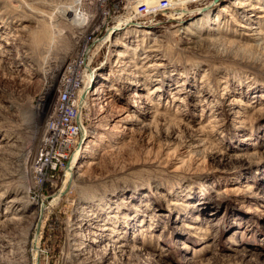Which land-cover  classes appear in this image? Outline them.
<instances>
[{
	"label": "rangeland",
	"instance_id": "1",
	"mask_svg": "<svg viewBox=\"0 0 264 264\" xmlns=\"http://www.w3.org/2000/svg\"><path fill=\"white\" fill-rule=\"evenodd\" d=\"M103 1L0 0V264H264V0ZM71 5L119 17L74 175L40 189L37 107L77 51Z\"/></svg>",
	"mask_w": 264,
	"mask_h": 264
},
{
	"label": "built area",
	"instance_id": "2",
	"mask_svg": "<svg viewBox=\"0 0 264 264\" xmlns=\"http://www.w3.org/2000/svg\"><path fill=\"white\" fill-rule=\"evenodd\" d=\"M119 3L115 4L117 12L120 8ZM127 6L128 3L123 5L124 12L120 14L124 18H128L125 16ZM115 7L110 6V8L102 11L103 19L107 16V23L96 31H100L102 34L83 35V39L77 40L75 55L66 61L54 83L47 84L43 95L39 98L37 108L45 120L43 134L35 150L31 168L35 175L34 186H38L40 189L46 181H50L51 184L55 181L57 186L64 177L66 179L68 163L77 151L85 127L82 120H84L83 110L86 107V101L81 106L78 97L82 87L88 82L89 70L87 65L93 66L95 59L101 53L97 52L98 49L95 50V48L101 38L106 36L108 30L113 27L112 24L110 26L108 24L119 17L112 15ZM168 11L171 12L170 9ZM145 12L144 19H138L144 23L157 15L149 9H146ZM129 23L127 22L123 26ZM107 45L109 42L101 46Z\"/></svg>",
	"mask_w": 264,
	"mask_h": 264
},
{
	"label": "bare ground",
	"instance_id": "3",
	"mask_svg": "<svg viewBox=\"0 0 264 264\" xmlns=\"http://www.w3.org/2000/svg\"><path fill=\"white\" fill-rule=\"evenodd\" d=\"M105 3V0L103 1ZM92 7V6H91ZM90 14L89 17L87 16V13H84L82 12V7L79 5L77 6V9L74 7V5H71L70 8L64 10V14L65 16H67V18H69L71 21L73 22H76L78 23L80 26H79V32H78V39L81 40L83 39V35H90L91 33H93L94 31L98 30V28H102V25L106 22V17L103 19V23L100 27H98V22L100 21L101 19V13H103L102 11H104V5H100L99 7H95L96 10H93L92 8H90ZM103 15V14H102ZM100 17V18H99ZM130 22L131 23V19H123L122 22L127 23V22ZM129 25V24H128ZM127 26V25H125ZM147 33H149V29L146 30ZM112 32L109 33L108 37L107 38H112V36L114 34H112ZM111 36V37H110ZM101 41V40H100ZM99 41V43H100ZM101 46V45H100ZM99 47V46H98ZM121 54V52H119ZM87 68H88V72H89V76L92 75V72L94 71V69L91 68V66L88 64L87 65ZM88 76V82L86 83V85L84 87H82L83 89L81 90V93L78 97V99L80 98V103H81V106L82 104L85 103V98H87V93H88V84H89V81H90V78ZM92 77V76H91ZM102 91V88L101 87H96L95 91L92 93L93 95H100V92ZM84 95V97H83ZM143 97V96H142ZM142 107V106H141ZM145 106L143 105L142 108H144ZM81 122V121H80ZM82 123H83V120H82ZM83 133H84V129H83V132L81 134V137H83ZM80 145V144H79ZM78 150V148H77ZM76 154H77V151H76ZM75 154V156H76ZM74 156V157H75ZM74 157L71 159V162H70V165L67 167L66 169V178H68V172L70 174V177L72 176L73 174V170L70 168L72 165H73V159ZM69 169V170H68ZM74 175V174H73ZM69 188H70V185H69ZM67 189V188H66ZM66 192L63 191L60 195L64 194ZM59 195V196H60ZM58 196V197H59ZM21 198H17V199H14V201H19ZM107 229V227L103 226V227H99L97 228V230H94L92 233L94 234V236H100L102 235L105 230ZM88 231V230H87ZM95 237V238H96ZM96 240H92V243H95ZM100 242V241H99ZM99 245V244H98ZM36 256H37V253H36Z\"/></svg>",
	"mask_w": 264,
	"mask_h": 264
},
{
	"label": "water",
	"instance_id": "4",
	"mask_svg": "<svg viewBox=\"0 0 264 264\" xmlns=\"http://www.w3.org/2000/svg\"><path fill=\"white\" fill-rule=\"evenodd\" d=\"M83 97H84V95H83ZM68 165H69V163H68ZM68 189H69V187L66 189V192H67Z\"/></svg>",
	"mask_w": 264,
	"mask_h": 264
}]
</instances>
